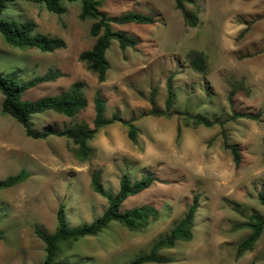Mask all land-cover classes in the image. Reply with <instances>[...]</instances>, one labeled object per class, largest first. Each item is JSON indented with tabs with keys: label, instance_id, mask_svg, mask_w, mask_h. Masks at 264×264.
Returning a JSON list of instances; mask_svg holds the SVG:
<instances>
[{
	"label": "rangeland",
	"instance_id": "1",
	"mask_svg": "<svg viewBox=\"0 0 264 264\" xmlns=\"http://www.w3.org/2000/svg\"><path fill=\"white\" fill-rule=\"evenodd\" d=\"M98 1L111 16L136 12L155 20L151 25L112 26L138 44L121 50L117 41L111 42L102 84L78 61L95 42L89 34L93 21L78 17L80 2L63 3L65 13L56 15L42 4L16 1L0 15L5 21H33L35 34L58 37L66 44L42 52L9 46L0 34V74L17 72L22 82L50 69L65 74L24 92V100L59 94L74 82L83 86L87 106L82 112L72 118L52 111L32 115L34 130L63 129L82 121L92 127L98 91L106 100L105 118L117 115L132 120L138 129L134 145L125 126L110 124L113 148L94 136L88 141L94 156L82 162L74 157L71 140L29 138L20 124L0 112V180L21 170L28 175L22 183L0 190V264H40L44 244L35 230L53 233L60 206L69 227L101 216L107 201L90 187L94 173L111 195L117 193L122 175L131 182L156 178L159 182L137 194L143 198L137 206H154L158 218L140 232L113 221L94 237L64 244L61 257L68 264H126L147 253L183 218L194 195L198 207L192 240L160 251L172 260L165 264H264V227L253 248L236 255L237 246L251 232L236 226L249 222L252 214L264 219L258 200L264 195V0H189L184 7L196 15L194 27L187 25L174 0ZM193 51L205 58L204 73L192 69L188 55ZM169 77L175 93L169 115H150L151 95L154 108L165 111ZM2 98L0 93V107ZM233 114L255 119L231 120ZM196 115L217 123L194 126L191 116ZM221 131L228 143L239 147L242 159L237 168L223 147ZM129 208L123 204L120 210Z\"/></svg>",
	"mask_w": 264,
	"mask_h": 264
},
{
	"label": "trees",
	"instance_id": "2",
	"mask_svg": "<svg viewBox=\"0 0 264 264\" xmlns=\"http://www.w3.org/2000/svg\"><path fill=\"white\" fill-rule=\"evenodd\" d=\"M16 1H26L29 3L42 4L45 9L53 14L62 15L65 13L63 3L80 2L79 19H90L93 21L89 28V34L95 38V42L90 50L83 51L78 56V61L83 63L86 69L96 75L97 83L102 84L105 81L106 72L109 69V63L105 58V52L113 40L117 41L121 50L134 48L138 40L132 38L122 31H116L112 26H122L127 24L151 25L154 23V17L151 15L127 12L118 16H111L100 9L98 0H0V15L9 3ZM189 0H174L175 8L179 10L190 27L197 24V17L193 12L187 11L184 3ZM35 23L25 21L17 23L14 21H5L0 18V34L4 42L12 47L18 48H36L42 52H53L66 47L65 41L58 37H50L44 34H35ZM188 60L194 71L204 73L206 71V62L203 55L193 51L188 55ZM65 74L56 69H50L41 76L34 77L27 81H20L17 72L0 74V93L2 102L0 112L14 119L20 124L27 137L32 139H46L49 136L64 137L73 143V155L82 162L91 159L95 150L88 141L94 138L100 128L119 122L126 127L127 138L136 145L138 129L133 125L132 120L123 121L117 115L107 119L104 117L106 100L98 91L93 98L94 118L93 126L90 127L86 122L74 124L63 129L46 128L42 131L34 130L30 125L32 115L41 114L47 111L72 118L82 112L87 101L82 93L83 86L80 82H74L66 90L52 96H45L33 101L24 100L23 93L43 83H51ZM165 111L160 112L154 108L153 95L149 98L152 108L150 115L168 116L173 106L175 93L172 88L171 78L166 81ZM234 93H229L231 101ZM168 112V113H167ZM253 116H243L233 114L231 120L237 118H251ZM255 119V117L251 118ZM194 126L211 127L216 124L215 121H209L205 117L196 115L191 116ZM177 138L179 137V128L176 129ZM223 141V147L228 150L232 156L235 167L241 163V154L238 145L228 143L223 131L220 132ZM27 173L21 170L14 176H8L0 180V190L11 188L22 183L27 178ZM153 182H159L153 176L143 177L135 182H131L127 175H122L119 179V189L115 195L106 192L99 179V174L94 173L91 177L90 187L94 193L105 198L107 208L103 214L95 218L89 224H83L76 227H69L64 213L63 206H60L56 214V228L53 233L48 234L36 229V236L43 242L45 257L40 264H68L62 257L63 245L74 243L85 237H94L108 227L110 222H117L128 231L140 232L145 229L150 221L158 218V210L150 205L145 204L131 208L122 212L121 204L129 197L135 196L149 188ZM258 200L264 206V195H258ZM198 198L196 195L192 198V203L188 207L183 218L169 231V233L157 240L147 253H143L127 262L126 264H147L157 263L165 264L171 262L170 257H164L159 254L160 251L171 249L178 242H187L192 240V227L194 215L198 207ZM264 227V219L257 214H252L249 222H243L236 228L249 229L251 232L237 246L236 255L240 256L244 252L253 248L259 239ZM1 239V234H0Z\"/></svg>",
	"mask_w": 264,
	"mask_h": 264
},
{
	"label": "crops",
	"instance_id": "3",
	"mask_svg": "<svg viewBox=\"0 0 264 264\" xmlns=\"http://www.w3.org/2000/svg\"><path fill=\"white\" fill-rule=\"evenodd\" d=\"M110 125H107L106 126V128L105 129H99L98 131H97V133L95 134V137H98L101 141H104L105 143H106V145H108V147L109 148H113V144H114V142L112 141L113 139H112V133L110 132V130H108V129H110V127H109ZM112 129V128H111ZM113 129H116V131H121V129L120 128H118V127H115L114 126V128ZM95 138H93V140H94ZM91 147L92 148H94V146L91 144ZM95 149V148H94ZM155 183L156 182H153V184L149 187V188H151V187H153L154 185H155ZM149 188H147L146 190H148ZM145 191V190H144ZM144 191H142L141 193H143ZM140 193V194H141ZM139 195V194H138ZM138 195H135V196H132V197H129V198H127L122 204H121V206L123 205V204H125V205H127V207H132V208H134V207H138L137 205H138V203H140V201H142L143 200V198H140ZM141 206V205H140ZM121 209V208H120ZM129 209H131V208H129ZM128 209V210H129Z\"/></svg>",
	"mask_w": 264,
	"mask_h": 264
}]
</instances>
